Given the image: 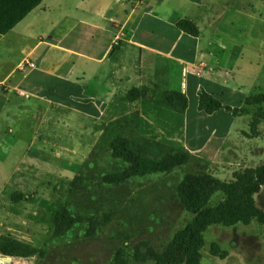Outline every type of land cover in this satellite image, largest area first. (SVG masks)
Listing matches in <instances>:
<instances>
[{
    "label": "crops",
    "instance_id": "obj_1",
    "mask_svg": "<svg viewBox=\"0 0 264 264\" xmlns=\"http://www.w3.org/2000/svg\"><path fill=\"white\" fill-rule=\"evenodd\" d=\"M26 59L36 67L22 72ZM158 87L188 98L183 148L227 169L249 134L246 100L264 92V0H44L0 35V180L23 147L3 130L22 97L96 119L117 96ZM202 93L247 113L208 115Z\"/></svg>",
    "mask_w": 264,
    "mask_h": 264
},
{
    "label": "rangeland",
    "instance_id": "obj_2",
    "mask_svg": "<svg viewBox=\"0 0 264 264\" xmlns=\"http://www.w3.org/2000/svg\"><path fill=\"white\" fill-rule=\"evenodd\" d=\"M144 90L135 102L129 92L117 96L96 119L22 97L17 112L3 125L7 141L23 147L15 150L16 159L9 164L11 180H0V238L43 249L46 255L12 258L11 264H156L148 251L163 252L194 219L178 195L186 175L206 172L229 182L236 171L264 161V119L257 134L251 132L255 114L264 112L262 104L250 107L251 137L245 135V147L234 152L227 169L194 156L171 173L107 183L106 177L128 166L113 156L110 145L117 137L127 138L151 160L185 150L182 114L167 106L160 87ZM5 172L0 167V173ZM224 199L223 193H216L209 206ZM256 200L264 210V188ZM62 209L78 222L66 234L56 235L54 216ZM93 221L97 228L89 234ZM214 243L229 253L226 259L211 254ZM119 252L123 263L117 261ZM202 256V264H264V224L255 220L249 226L209 227Z\"/></svg>",
    "mask_w": 264,
    "mask_h": 264
},
{
    "label": "trees",
    "instance_id": "obj_3",
    "mask_svg": "<svg viewBox=\"0 0 264 264\" xmlns=\"http://www.w3.org/2000/svg\"><path fill=\"white\" fill-rule=\"evenodd\" d=\"M44 0H0V35L11 32ZM178 27L193 36L199 35L198 28L188 20L178 23ZM144 89H132L128 93L130 101L135 102L143 97ZM165 102L168 107L184 114L188 108V98L179 92H166ZM247 106L264 104V92L246 100ZM200 110L211 115L221 109L238 116L247 113L246 109H232L213 96L202 93L199 102ZM264 119V112H257L251 123V132L257 134L258 127ZM251 137V135H248ZM113 156L124 161L128 166L119 173L105 178L109 184H122L133 177H144L152 174L171 173L176 168L191 162L194 156L187 150L168 155L161 160L144 158L135 150L131 142L124 137H117L110 145ZM264 188V161L256 167L240 169L233 174V180L226 182L206 172L188 174L178 186V195L185 209L194 216L185 228L180 230L163 252L148 251L156 264H202V251L205 247V233L213 225L232 227L237 224L249 226L253 221L264 224V210L257 204L256 196ZM223 193L224 201L216 207H210V201L216 193ZM77 219L62 209L54 216L56 235H64L72 230ZM97 228V222L90 224L89 234ZM0 254L11 258L44 257L46 251L22 243L10 237L0 238ZM211 254L222 260L229 256L227 251L214 243ZM117 261L123 263L122 252Z\"/></svg>",
    "mask_w": 264,
    "mask_h": 264
},
{
    "label": "built area",
    "instance_id": "obj_4",
    "mask_svg": "<svg viewBox=\"0 0 264 264\" xmlns=\"http://www.w3.org/2000/svg\"><path fill=\"white\" fill-rule=\"evenodd\" d=\"M35 67H36V64L34 62L26 59L20 64L19 70L22 72H27L28 70L34 69Z\"/></svg>",
    "mask_w": 264,
    "mask_h": 264
},
{
    "label": "bare ground",
    "instance_id": "obj_5",
    "mask_svg": "<svg viewBox=\"0 0 264 264\" xmlns=\"http://www.w3.org/2000/svg\"><path fill=\"white\" fill-rule=\"evenodd\" d=\"M12 262H13L12 258L11 259H8V258L2 259V258H0V264H11Z\"/></svg>",
    "mask_w": 264,
    "mask_h": 264
}]
</instances>
